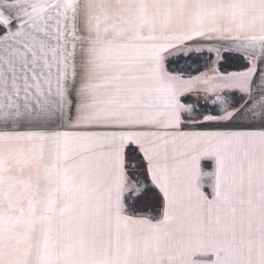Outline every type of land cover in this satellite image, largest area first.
I'll list each match as a JSON object with an SVG mask.
<instances>
[{"label":"snow or ice","instance_id":"1","mask_svg":"<svg viewBox=\"0 0 264 264\" xmlns=\"http://www.w3.org/2000/svg\"><path fill=\"white\" fill-rule=\"evenodd\" d=\"M0 264H264V0H0Z\"/></svg>","mask_w":264,"mask_h":264},{"label":"trees","instance_id":"2","mask_svg":"<svg viewBox=\"0 0 264 264\" xmlns=\"http://www.w3.org/2000/svg\"><path fill=\"white\" fill-rule=\"evenodd\" d=\"M181 63H183V61Z\"/></svg>","mask_w":264,"mask_h":264}]
</instances>
